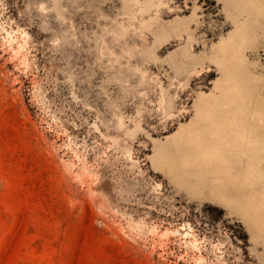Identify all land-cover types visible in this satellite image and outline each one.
I'll return each instance as SVG.
<instances>
[{
	"label": "rangeland",
	"instance_id": "1",
	"mask_svg": "<svg viewBox=\"0 0 264 264\" xmlns=\"http://www.w3.org/2000/svg\"><path fill=\"white\" fill-rule=\"evenodd\" d=\"M58 4L0 0V264H264L231 208L153 165L236 25L240 105L264 117V0Z\"/></svg>",
	"mask_w": 264,
	"mask_h": 264
},
{
	"label": "bare ground",
	"instance_id": "2",
	"mask_svg": "<svg viewBox=\"0 0 264 264\" xmlns=\"http://www.w3.org/2000/svg\"><path fill=\"white\" fill-rule=\"evenodd\" d=\"M52 6L60 15L58 0H53ZM245 38L241 26L236 25L219 39L211 59L221 77L211 91L201 94L189 121L181 122L175 130L169 145L174 159L169 161L170 156L160 151L153 165L170 181L185 186L190 197L210 201L215 197L225 208H231L230 213L237 214L251 238L264 246V117L255 118L258 107L240 105L245 103L239 82L245 63L240 48ZM188 174L197 184H185ZM260 183L263 185L257 190ZM231 203L236 206L234 211ZM180 234L191 233L186 230ZM197 243L189 240L195 250L200 249ZM204 259L199 256V263Z\"/></svg>",
	"mask_w": 264,
	"mask_h": 264
},
{
	"label": "crops",
	"instance_id": "3",
	"mask_svg": "<svg viewBox=\"0 0 264 264\" xmlns=\"http://www.w3.org/2000/svg\"><path fill=\"white\" fill-rule=\"evenodd\" d=\"M214 200H215L216 202H218V201H217L218 199H217V198H215V197H214Z\"/></svg>",
	"mask_w": 264,
	"mask_h": 264
}]
</instances>
